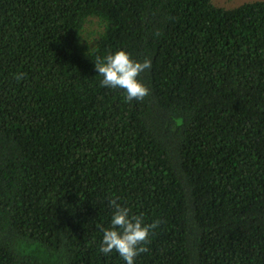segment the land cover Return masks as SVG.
<instances>
[{
  "label": "trees",
  "instance_id": "obj_1",
  "mask_svg": "<svg viewBox=\"0 0 264 264\" xmlns=\"http://www.w3.org/2000/svg\"><path fill=\"white\" fill-rule=\"evenodd\" d=\"M111 199L161 221L135 264H264V0H0V264H125Z\"/></svg>",
  "mask_w": 264,
  "mask_h": 264
},
{
  "label": "clouds",
  "instance_id": "obj_2",
  "mask_svg": "<svg viewBox=\"0 0 264 264\" xmlns=\"http://www.w3.org/2000/svg\"><path fill=\"white\" fill-rule=\"evenodd\" d=\"M159 35V33H156ZM94 68L102 79L100 86L122 89L126 102L143 100L149 94L148 87L138 77L151 69V59L133 60L124 50H116L105 56L97 55ZM18 81L24 74H15ZM112 209L109 227H101L102 240L99 251L108 255L115 252L125 264H135V258L149 251L150 235L160 223L155 220L146 223L143 215L131 214L128 207L122 206L116 199L108 201Z\"/></svg>",
  "mask_w": 264,
  "mask_h": 264
},
{
  "label": "rangeland",
  "instance_id": "obj_3",
  "mask_svg": "<svg viewBox=\"0 0 264 264\" xmlns=\"http://www.w3.org/2000/svg\"><path fill=\"white\" fill-rule=\"evenodd\" d=\"M251 1V0H212V2L216 5L225 6L227 8L237 6L238 4Z\"/></svg>",
  "mask_w": 264,
  "mask_h": 264
}]
</instances>
